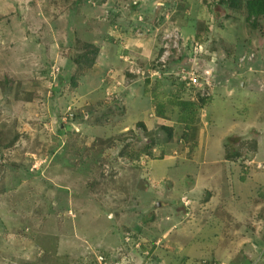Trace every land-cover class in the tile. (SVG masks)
Instances as JSON below:
<instances>
[{
    "label": "rangeland",
    "instance_id": "rangeland-1",
    "mask_svg": "<svg viewBox=\"0 0 264 264\" xmlns=\"http://www.w3.org/2000/svg\"><path fill=\"white\" fill-rule=\"evenodd\" d=\"M249 1L0 0V264H264Z\"/></svg>",
    "mask_w": 264,
    "mask_h": 264
},
{
    "label": "crops",
    "instance_id": "crops-1",
    "mask_svg": "<svg viewBox=\"0 0 264 264\" xmlns=\"http://www.w3.org/2000/svg\"><path fill=\"white\" fill-rule=\"evenodd\" d=\"M108 4L109 3H107V4L103 3V5L105 6V9H107V11L109 10ZM121 13H122V10H120L119 14H121ZM125 25L126 24H124L123 27ZM125 36H128V38L124 39L121 42L123 45L122 50H124V49L126 50L127 56H125V57L130 56L134 61L133 64L135 63V61H140L142 63H145L146 65L152 64L153 60L157 58V55L155 54V51H154L156 39H154L153 37H148V35H143V37L138 35L139 39L136 38L135 36H133L132 34H130V35L125 34ZM151 36H153V35H151ZM115 65L116 64H112L110 67L114 66L118 70L117 73H122L120 67L115 66ZM135 71H136V69H134V71H130V72H135ZM134 75H136V74H134ZM131 85H134V84H131ZM133 92H135V90H133ZM154 118H156V119L159 118V115L156 114V112H154V114L152 116H146V119L144 118V120L146 123H150L152 121H155ZM251 260H252V258H250V261ZM251 264H253V263H251Z\"/></svg>",
    "mask_w": 264,
    "mask_h": 264
},
{
    "label": "trees",
    "instance_id": "trees-1",
    "mask_svg": "<svg viewBox=\"0 0 264 264\" xmlns=\"http://www.w3.org/2000/svg\"><path fill=\"white\" fill-rule=\"evenodd\" d=\"M223 4H227L228 6L232 7V8H241L242 6V2L241 0H222ZM247 11L249 14L250 18H253L254 20H258L259 18L264 17V0H250L248 2L247 5ZM255 25H257V22H254ZM63 81H58L57 83V87H60ZM212 102L211 99H208L204 104L205 106L209 105V103ZM141 128L143 129V131L148 133V129L146 127V125L144 123H141ZM165 131L168 132V134L170 135V137H172V128L167 127V126H163L162 127ZM48 184L50 186H54L52 185V183ZM257 257L252 258V261H255Z\"/></svg>",
    "mask_w": 264,
    "mask_h": 264
},
{
    "label": "water",
    "instance_id": "water-1",
    "mask_svg": "<svg viewBox=\"0 0 264 264\" xmlns=\"http://www.w3.org/2000/svg\"><path fill=\"white\" fill-rule=\"evenodd\" d=\"M208 73H211V71H210V70H208Z\"/></svg>",
    "mask_w": 264,
    "mask_h": 264
},
{
    "label": "built area",
    "instance_id": "built-area-1",
    "mask_svg": "<svg viewBox=\"0 0 264 264\" xmlns=\"http://www.w3.org/2000/svg\"><path fill=\"white\" fill-rule=\"evenodd\" d=\"M207 71H208V69H207ZM104 260V259H103Z\"/></svg>",
    "mask_w": 264,
    "mask_h": 264
},
{
    "label": "bare ground",
    "instance_id": "bare-ground-1",
    "mask_svg": "<svg viewBox=\"0 0 264 264\" xmlns=\"http://www.w3.org/2000/svg\"><path fill=\"white\" fill-rule=\"evenodd\" d=\"M212 73V72H211Z\"/></svg>",
    "mask_w": 264,
    "mask_h": 264
}]
</instances>
